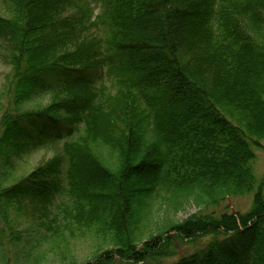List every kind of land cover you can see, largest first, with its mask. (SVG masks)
Masks as SVG:
<instances>
[{
  "label": "trees",
  "instance_id": "trees-1",
  "mask_svg": "<svg viewBox=\"0 0 264 264\" xmlns=\"http://www.w3.org/2000/svg\"><path fill=\"white\" fill-rule=\"evenodd\" d=\"M9 1L18 18L0 16V35L25 46L42 38L30 31L57 25L73 0ZM99 4L94 20L85 10L60 20L62 31L49 39L64 47L73 40L74 49L58 56L35 50L41 59L29 60L26 75L19 72L23 91L48 84L55 73L56 86L72 95L17 117L33 127L29 141L63 145L53 161L16 183L22 199L44 207L47 218L36 213L50 236L85 226L111 245L85 264H264V177L254 166V149L264 148V0ZM99 67L114 77L113 86L81 73ZM32 117L41 119L38 135ZM93 141L109 154L114 148L115 162L101 158ZM159 193L175 205L192 197L203 207L139 244L136 206ZM248 195L245 213L213 209ZM249 230L242 247L222 244ZM210 236L206 247L177 255L179 243Z\"/></svg>",
  "mask_w": 264,
  "mask_h": 264
},
{
  "label": "rangeland",
  "instance_id": "rangeland-1",
  "mask_svg": "<svg viewBox=\"0 0 264 264\" xmlns=\"http://www.w3.org/2000/svg\"><path fill=\"white\" fill-rule=\"evenodd\" d=\"M12 3L9 0H0L1 17L8 20L18 18ZM100 9L99 0H73L71 3L65 4L62 14L55 17L54 22L57 25L44 30L30 31L38 33L37 37H42L38 42L31 45L28 43L23 46L12 36L0 35V264H85L111 246L93 229L85 226L71 225L62 232L60 238L50 236L45 232L40 213L38 216L36 213V210L41 209L44 218H47L44 207L22 199L23 186L16 184L47 162L53 161L55 154L63 148V145L57 144V141L48 144L41 143L42 139L29 141L28 135L33 133L34 129L26 119H22V123H20L17 117L41 111L53 102L67 101L72 96L65 89L56 86L58 80H56L55 73L50 74L48 84L43 85L44 82H41L32 88L25 85L26 90L23 91L19 83H25L19 79V72L22 69H28L30 61L34 63V61L41 59L35 50L44 55L51 52L55 55L61 51L68 52L69 49L72 50L76 47H69L73 44V40H67L66 47L60 41L53 43L49 41L55 32L62 31L60 20L78 18L83 15L84 10L94 20ZM92 27L95 34H100L96 26ZM190 29L186 28L184 33L182 32L185 41H183L180 49L183 52L188 50L186 49L189 39L187 31ZM88 35L87 32H84L83 37ZM28 49V54L33 52L29 59L26 53ZM19 51H23V55L22 53L18 55ZM21 66L23 67L21 68ZM25 70L23 72L26 75L28 71ZM81 73L84 75L92 74L97 86L106 84L111 87L114 84V77L103 67L92 71L82 70ZM66 116L69 117L70 114H66ZM31 120L36 126L35 132L38 135L37 127L41 124V119L32 117ZM96 137L94 135L93 140ZM262 143L264 145V139ZM90 146L106 162L111 164L115 162L116 151L111 146L109 147L113 149L112 154H109L98 141L91 142ZM254 150L256 153L255 172L261 179L264 177V148H255ZM170 197L165 193L153 194V196L144 197L136 206L135 217L141 221V225L138 227L139 244L159 233L161 229L160 233H162L168 225L184 220L203 207V204L200 205L192 197L189 200L179 198L182 202L178 205L170 201ZM252 202V195L230 198L221 206L213 209L220 212L245 213L250 210ZM251 233L252 230L245 231L242 235L231 234L222 241V244L227 246L231 244L240 248L244 245L242 236H249ZM211 241L212 237L210 236L199 238L198 241L179 243L177 255L193 254L206 247ZM174 260H176L175 257L173 260L168 259L166 261Z\"/></svg>",
  "mask_w": 264,
  "mask_h": 264
}]
</instances>
